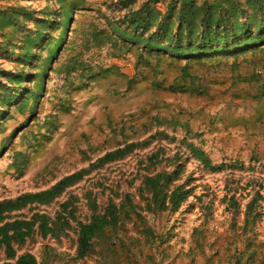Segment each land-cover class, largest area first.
Returning a JSON list of instances; mask_svg holds the SVG:
<instances>
[{
    "label": "rangeland",
    "instance_id": "1",
    "mask_svg": "<svg viewBox=\"0 0 264 264\" xmlns=\"http://www.w3.org/2000/svg\"><path fill=\"white\" fill-rule=\"evenodd\" d=\"M61 1L3 0L0 4L41 11L39 17L47 14L52 20ZM72 1L78 9L72 12L57 56L56 44L43 52L35 49L36 58L23 67L16 61L24 56L17 48L9 45L1 52L2 85L9 84L1 71L35 74L39 62H44L46 81L34 117L9 116L4 122L0 118V201L47 189L127 143L149 138L152 143L121 161L93 169L49 205L27 206L9 214V220L29 219L37 212L55 218L64 202L71 205L67 210L74 209L60 239L35 232L24 243L13 244L15 254L30 253L40 264H237L238 259L242 264H258L264 251V51L257 49L245 61L227 64L164 58L157 67L155 58L148 57L151 68H144L134 52L83 47L81 42L91 25L100 31L119 27L124 13L120 0H64L66 7ZM142 1L136 0L134 9ZM158 6L162 9L164 4ZM24 26L34 24L21 23L16 34L19 42ZM50 35L57 38L58 34ZM0 43L6 45L1 37ZM52 55L56 58L46 68V59ZM74 56L93 72L115 67L129 79L145 78L147 83L127 92L120 75L97 81L79 69L67 79L58 76V65ZM184 66L190 78L182 75ZM81 73L87 76L82 78ZM187 143L199 146L214 164H225L223 171H206L191 158ZM157 151L159 162L148 167L147 158ZM179 165L183 167L179 183L186 184L190 193L178 211L141 212L157 237L154 243L138 236L139 224L132 216L133 221L120 225L115 233L108 230L104 240L96 239L85 259L76 261L77 223L87 222L92 214L87 193L95 196L103 210L110 200L120 203L125 195L138 194L147 173L174 171ZM257 193L261 195L255 206L260 219L255 236H249L254 244L247 248L240 226L247 204ZM256 246L257 260L247 262L248 251ZM8 261L0 247V264Z\"/></svg>",
    "mask_w": 264,
    "mask_h": 264
},
{
    "label": "trees",
    "instance_id": "2",
    "mask_svg": "<svg viewBox=\"0 0 264 264\" xmlns=\"http://www.w3.org/2000/svg\"><path fill=\"white\" fill-rule=\"evenodd\" d=\"M118 4L124 10L122 18L117 22L119 27L110 26L108 30L100 31L91 25L83 35L81 41L83 47L108 46L122 53L126 50L125 54L134 52L138 64L148 69L151 68L149 61L151 58H155L157 67L160 65V60L164 58L187 63L192 60L199 62L211 59L227 64L230 60L245 61L246 55H254L257 49L264 51L261 50L264 48V0H171L169 3L166 0H144L136 9H134L136 0H120ZM158 4H164V7L160 9ZM77 6L78 3L72 1L66 7L63 0L59 11L54 13L57 18L48 20L47 14L45 17H39L42 14L41 11L0 4V37L6 44L0 43V56L3 50L6 51L8 46L12 45L24 55L16 59L24 67L36 58L35 49L43 52L54 44H56L57 56L70 24L72 12L78 9ZM26 21H32L34 27L24 26L25 31L19 42L16 34L21 30V23ZM6 29L10 31L6 32ZM51 32L57 33V38L51 37ZM112 55L115 56V53ZM54 58H56L54 55L47 57L46 68ZM39 63V71L35 74H29L24 70L14 74H4L5 72L1 71L10 86L0 83V118L3 122L9 116H35L40 107V98L46 81L44 62ZM79 69L90 73L92 79L97 81L120 75L125 79L127 92L137 91L141 84L147 83L145 78L129 79L126 75L120 74L115 67L93 72L89 65L76 56L68 57L67 62L59 64L55 71L58 76H64L67 79ZM182 75L190 78L186 66L182 68ZM86 76L81 73L82 78ZM26 83L32 85L26 86L24 85ZM149 86L151 83L148 82ZM7 113L8 115L4 117ZM63 113L68 112L63 111ZM55 117H57L56 114L51 115V118ZM151 143L150 138L141 143H127L104 153L89 167L61 178L47 189L1 200L0 247L4 248L9 260L3 264H40L30 253L16 255L13 244L24 243L35 232L43 238L60 239L70 226L69 220L73 219L74 209L67 210L71 205L64 202L62 210L55 218L37 212L29 219L9 220V214L27 206L49 205L68 188L82 181L93 169L121 161L134 150ZM185 146L191 158L199 162L209 173H219L225 168L223 163L214 164L209 155L199 146L193 143H187ZM159 155V151L152 153L147 158V166L157 164ZM182 171L183 167L179 165L174 171L147 173L141 180L138 194L125 195L120 203L110 200L103 210H99L95 196L91 192L87 193L85 198L92 214L87 222L77 223L76 261L85 259L91 252L96 239L104 240L108 230L115 233L120 225L131 221L132 216L139 224L138 236L143 237L146 243H154L157 237L147 225V219L141 212L145 210L149 212L178 211L190 193L186 184L179 183ZM260 199L261 195L257 193L244 210V221L240 231L247 248H251L254 244L249 236L256 234V223L260 219V213L255 206H258ZM257 249L256 246V249L252 248L248 251L247 262L257 260ZM259 258L258 264H264V251ZM237 264H242L239 259Z\"/></svg>",
    "mask_w": 264,
    "mask_h": 264
}]
</instances>
